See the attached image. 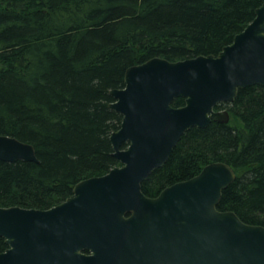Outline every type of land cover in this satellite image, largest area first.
<instances>
[{"label":"trees","instance_id":"trees-1","mask_svg":"<svg viewBox=\"0 0 264 264\" xmlns=\"http://www.w3.org/2000/svg\"><path fill=\"white\" fill-rule=\"evenodd\" d=\"M261 0H0V134L34 146L38 162L0 159V206L47 209L75 184L120 162L109 107L126 70L152 57L218 54L255 18ZM185 99L177 97L174 106ZM228 123L186 131L142 183L148 196L223 161L237 176L220 210L264 226V86L218 105ZM127 144L125 143L124 146ZM8 245L0 237V252Z\"/></svg>","mask_w":264,"mask_h":264},{"label":"water","instance_id":"water-1","mask_svg":"<svg viewBox=\"0 0 264 264\" xmlns=\"http://www.w3.org/2000/svg\"><path fill=\"white\" fill-rule=\"evenodd\" d=\"M255 18L218 54L170 61L152 57L110 90L122 114L110 135L120 164L77 182L47 208L0 206V264H264V226L220 210L236 178L214 161L195 176L148 196L143 181L162 167L182 135L212 120L228 123L239 89L264 86V0ZM177 97L185 99L174 106ZM128 145L124 147V144ZM0 159L38 162L32 144L0 134Z\"/></svg>","mask_w":264,"mask_h":264}]
</instances>
